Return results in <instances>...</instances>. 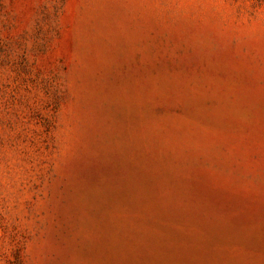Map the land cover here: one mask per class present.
Segmentation results:
<instances>
[{
	"label": "rangeland",
	"instance_id": "obj_1",
	"mask_svg": "<svg viewBox=\"0 0 264 264\" xmlns=\"http://www.w3.org/2000/svg\"><path fill=\"white\" fill-rule=\"evenodd\" d=\"M0 264H264V0H0Z\"/></svg>",
	"mask_w": 264,
	"mask_h": 264
}]
</instances>
